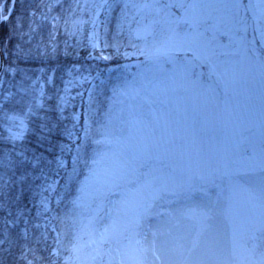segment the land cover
<instances>
[{
  "label": "snow or ice",
  "instance_id": "snow-or-ice-1",
  "mask_svg": "<svg viewBox=\"0 0 264 264\" xmlns=\"http://www.w3.org/2000/svg\"><path fill=\"white\" fill-rule=\"evenodd\" d=\"M129 8L155 13L129 25L125 58L143 57L145 68L112 90L126 108L109 107L86 130L92 155L73 158L80 228L63 264H264V45L247 40L250 15L264 40V0H125ZM221 107L232 133L205 139L212 125L201 114Z\"/></svg>",
  "mask_w": 264,
  "mask_h": 264
},
{
  "label": "trees",
  "instance_id": "trees-1",
  "mask_svg": "<svg viewBox=\"0 0 264 264\" xmlns=\"http://www.w3.org/2000/svg\"><path fill=\"white\" fill-rule=\"evenodd\" d=\"M1 1L6 14L12 0ZM41 9L42 0H14L0 29L3 76L12 91L0 109V264H63L56 251L65 222L61 212L71 205L66 193L56 198L80 141L88 86L76 77L118 63L95 58L98 53L84 38L87 29L70 34L76 0H62L53 24L37 22ZM26 75L43 89L42 104L29 110L24 102L30 96L22 90L29 80H21ZM2 113L26 115L21 139L7 137Z\"/></svg>",
  "mask_w": 264,
  "mask_h": 264
},
{
  "label": "rangeland",
  "instance_id": "rangeland-1",
  "mask_svg": "<svg viewBox=\"0 0 264 264\" xmlns=\"http://www.w3.org/2000/svg\"><path fill=\"white\" fill-rule=\"evenodd\" d=\"M125 0H107V4L111 7L104 6L99 7L103 0H76V5H78L77 15L74 16L72 22V30L70 34H74L79 31L82 33L84 29H87V36L84 37L91 48H95L99 52L100 59H111L116 58H125L124 53H132L134 49L129 47V25L132 28L137 26L143 27L148 23V20L151 19L155 13L149 9H134L129 8L122 13V7ZM136 3H142L144 0H134ZM60 0H43V10L37 17V22L44 24H53L56 22L57 13L56 8ZM117 9L120 10L119 14H116ZM175 11V10H174ZM87 25V26H86ZM249 30L247 33V40L252 41L254 46L259 49L264 45V40L261 39V36L258 32L254 33L252 27L254 26V21L252 16H249ZM226 39V38H225ZM137 45L143 46V41H133ZM128 59V58H125ZM143 60V57H140L138 60L135 55L131 56L128 61H121L120 64L116 67H110L104 71H99L94 79L87 76H77V82H88V88L84 95L83 100V122L81 127L80 141L74 148L72 152V161L71 168L67 174V185L60 190L57 195V200L63 198V193H66L65 200L71 205L70 210H62L63 219L65 222L62 224L61 232L59 234V246L57 248L58 256L60 257L62 263L64 257L68 255L66 249L70 246L71 235L75 231H79V218L77 217L76 222H73V216L75 215V210L73 209L72 201L80 195L77 189L80 187V181L83 180V176H80L77 179L76 176L72 175V168L74 160L73 158L79 153L81 159L88 158L92 155L94 145L91 142V139L86 137V130L89 133V136L95 133L99 121L102 119L101 112L107 110L111 107V110L115 113L120 108L128 105L130 102L126 97H113V88L123 87L125 79H131L133 75L145 68V65L141 64L140 61ZM139 65V67H138ZM28 78L29 83L26 84V87H22L24 90L23 94L28 95L26 102L27 109H32L33 106L37 107L42 104V94L43 89L41 86H38L37 79H33L29 76H25L24 80ZM25 82V81H24ZM12 97V91L9 90L8 85H6V79L4 76L0 77V107L6 102L9 101ZM120 100H123L124 103H119ZM188 103L191 105L192 102H186L184 100H178L173 105V107L183 109L185 104ZM195 103H200L199 101ZM158 107V106H157ZM2 115L6 117L3 118V128H5V133L7 137L11 138L12 132H21L20 121L23 120V130L22 134L26 130V124L24 116L20 115ZM1 115V116H2ZM159 115V113H158ZM15 117V119H10ZM202 120H207L211 122L212 126H207V132H198L200 135H203L205 139L210 138H219L225 134L231 135L232 133V123L228 117V114L223 111V108L213 111L211 114L203 112L201 114ZM221 122H223V128L221 127ZM241 121V125H243ZM177 125L173 124L172 128L175 129ZM213 127L215 130H213ZM9 129L11 131H9ZM181 131L183 128L181 127ZM15 139L19 140L22 137ZM98 138V137H97ZM82 167V165H81ZM214 197L215 191L213 190L210 193ZM243 199V197H239ZM236 207H239L237 203ZM174 206L164 205L159 210L164 213L167 217L168 213L173 211ZM85 241L87 236L84 237ZM88 249H85L81 255V260L87 259ZM106 259V258H105Z\"/></svg>",
  "mask_w": 264,
  "mask_h": 264
},
{
  "label": "water",
  "instance_id": "water-1",
  "mask_svg": "<svg viewBox=\"0 0 264 264\" xmlns=\"http://www.w3.org/2000/svg\"><path fill=\"white\" fill-rule=\"evenodd\" d=\"M1 22H2V18H1V11H0V24H1ZM1 71H2V60H1V63H0V73H1Z\"/></svg>",
  "mask_w": 264,
  "mask_h": 264
}]
</instances>
